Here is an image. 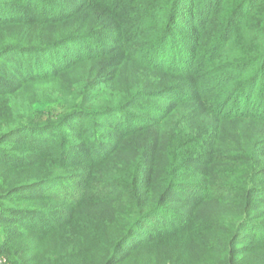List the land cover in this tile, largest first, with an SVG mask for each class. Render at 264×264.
<instances>
[{
	"label": "trees",
	"instance_id": "16d2710c",
	"mask_svg": "<svg viewBox=\"0 0 264 264\" xmlns=\"http://www.w3.org/2000/svg\"><path fill=\"white\" fill-rule=\"evenodd\" d=\"M150 1L0 0V253L8 264L36 263L40 239L56 231L79 233L95 263L118 264L122 245L166 213L168 194L179 187L215 192L208 197L227 204L247 195L234 227L262 233L248 247L209 243L204 248L219 264L264 253V206L258 213L250 206L264 205V139L244 149L245 169L227 148H217L226 160L222 152L198 153L216 129L193 134L176 117L195 101L218 123L264 126V0ZM136 40L140 46H132ZM80 68L87 78L71 82ZM116 71L130 83L119 78L108 87L106 74ZM150 73L157 75L148 82ZM210 77L221 82L217 89L231 88L228 95L204 94L201 80ZM198 86L199 98L179 94ZM139 109L146 115L138 117ZM223 164L230 169L221 171ZM95 205L107 212L85 218ZM110 216L128 224L107 241L112 249L100 250L107 252L101 260L88 235L105 232Z\"/></svg>",
	"mask_w": 264,
	"mask_h": 264
},
{
	"label": "rangeland",
	"instance_id": "374dc122",
	"mask_svg": "<svg viewBox=\"0 0 264 264\" xmlns=\"http://www.w3.org/2000/svg\"><path fill=\"white\" fill-rule=\"evenodd\" d=\"M138 9L142 8L138 7ZM150 9H152V5L149 4V8L147 10ZM137 11L138 10L135 9L134 13H142L141 10L140 12ZM134 25L138 27L140 26L138 23ZM129 28L130 25H127L126 30ZM134 38L135 34L132 35L126 44L129 45V43H131V39ZM98 42L100 45H103L104 43L107 47L108 45H111L109 41L105 42L101 40ZM133 45L140 46L141 44H139L136 40L132 43V46ZM125 51H127V49ZM118 56L114 59L115 63L118 62ZM137 58L138 56L132 60L135 61ZM111 63L112 61H109V64ZM136 67L140 68L139 64H137ZM136 67L131 66L134 72H138ZM84 72L86 73L88 70L86 71L85 69L80 68L74 71V75L70 78L71 82L75 83L79 80V78L84 75ZM107 72L108 71H106V73ZM127 74H132V72L127 70ZM148 74L149 72L145 75ZM126 75L121 73L117 74V71L109 75L106 74L107 77L104 75V78L106 77L105 83L106 85L108 83L107 86L109 87L110 85H114L119 78H124V82L128 84L130 83V77ZM156 75V73H150L148 82H150L151 77ZM84 76L87 78L86 74ZM213 77L201 80L205 81L202 82L204 83L203 85H205V88H202L205 90L204 94L219 93L220 99H222L224 96L228 95L231 88L222 87L217 89L214 85L221 82L219 80H215ZM67 78L69 80V77ZM185 85L188 84L186 83ZM201 87L203 86H198V88L194 91L189 90L188 94H184L187 92H181L179 94L192 95L194 93L199 98V92L202 91ZM119 88L120 90H124L123 86ZM173 95H177V93ZM173 95L170 94V98ZM193 99L195 98H191V100ZM158 103L167 105L169 102L161 99ZM135 113L138 117L146 115V113L142 112L141 109H139V111L136 110ZM176 117H180L179 124L185 123L179 129L186 128L190 125L191 128L188 130H193L191 131L193 134H197L194 132L195 129H200L201 135L211 130L212 127L216 129L217 134L215 133V130L213 131L215 140H213V138L208 139V142L204 143L205 146H201L203 147L202 150L200 147L197 148L198 153H205L207 151L214 154L222 152L217 150V148H227L229 150L227 152H236V159L242 160L241 163L244 165L245 169H247L250 165L251 158L249 155L247 156L246 150L244 149L246 146L254 143L255 141L264 139V135L256 136L260 133V131L264 132V126L252 124L251 122L236 123L231 121L218 123L217 121H213L212 118L206 117L205 111L200 107V104L195 101L186 104L184 107H180ZM191 119H195L196 121H190ZM218 129L223 130L224 134L219 136ZM112 135L114 137L112 139L113 141H116L119 137V134H117L116 131H113ZM74 136L75 135H72V138H74ZM216 137H218L217 140ZM218 139L221 140L220 143L218 142ZM259 143H261L258 148L260 151L259 153L264 157V141ZM134 146L136 150V148H138L137 143H134ZM224 152L219 154L220 158L223 160L229 159L227 156L228 154ZM90 155L91 153L87 154L89 157ZM214 156L216 155L214 154ZM244 159L246 162H244ZM230 167V165L223 164L219 167V169L221 171H225L230 169ZM217 177H220V175ZM241 179L244 178L236 177L234 183H236V181H240ZM106 189L108 188H103V190ZM50 193L52 192L50 191ZM214 193L215 192H210L208 190H185L181 187L176 188L173 192H170L168 194L170 198L164 204L166 213L162 216L155 215L148 219L143 228L140 230L142 232H137L134 236L127 239V241L122 245L121 251L124 254L119 259L121 262H118V264H219L218 260L210 254L206 248H204L212 241L223 239L226 242L227 240L232 242L235 240L234 245H237L236 247H248L257 243L253 240V237L260 235L262 233L261 230L260 232L255 230L254 232L246 233L243 230L240 231L238 228L234 227L235 224L243 218L244 210L247 208L246 205H248L246 204L247 195H239L238 197L241 201L238 204H227L214 199V197H208L209 195H214ZM202 195L211 200L200 199V197H203ZM253 197H257V195ZM254 204H256V206L252 203L250 205L253 210L255 209L254 207H258V210H254V213L261 211L259 210V207L264 206L261 203L258 205L257 203ZM106 212L107 209L104 207L102 208L100 205L87 206L84 215L85 218H88L95 215L99 216ZM106 221L107 220L104 219V227L106 228L105 232L102 229H97L98 232L95 233L96 235H88L90 239H94L92 242L94 243L93 253L99 256L101 260L106 257L104 254L107 252L102 254L100 253V250L112 249V247L107 246V241L117 239L120 234V227L128 224V221L121 217L113 218L110 216L107 223ZM51 223L52 222L49 224ZM164 232H168L166 234L168 236H163ZM86 244L87 242L82 243L79 238V233L77 232H73L71 235H68V233H58L57 231L56 233L52 232L48 234L45 239H40L38 244L40 257L36 263L31 264H97L94 260L92 261V257H87L88 252H86V249L88 246ZM258 262L259 264H264L263 252H257L254 256H251L249 260L247 259V256L241 260H236V264H257Z\"/></svg>",
	"mask_w": 264,
	"mask_h": 264
},
{
	"label": "built area",
	"instance_id": "2783aa9c",
	"mask_svg": "<svg viewBox=\"0 0 264 264\" xmlns=\"http://www.w3.org/2000/svg\"><path fill=\"white\" fill-rule=\"evenodd\" d=\"M0 264H8L5 257H3L0 253Z\"/></svg>",
	"mask_w": 264,
	"mask_h": 264
}]
</instances>
